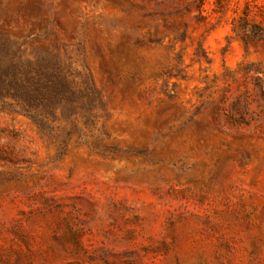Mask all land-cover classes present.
Returning <instances> with one entry per match:
<instances>
[{"label": "rangeland", "instance_id": "obj_1", "mask_svg": "<svg viewBox=\"0 0 264 264\" xmlns=\"http://www.w3.org/2000/svg\"><path fill=\"white\" fill-rule=\"evenodd\" d=\"M0 32L81 91L52 139L0 102V264H264V0H0Z\"/></svg>", "mask_w": 264, "mask_h": 264}, {"label": "trees", "instance_id": "obj_2", "mask_svg": "<svg viewBox=\"0 0 264 264\" xmlns=\"http://www.w3.org/2000/svg\"><path fill=\"white\" fill-rule=\"evenodd\" d=\"M15 45L14 40L0 32V102L4 104L13 100L17 110L10 109V112L28 116L43 136L56 138V135L47 132L46 123L55 116L57 109L77 103L74 95L77 91L81 92L80 85L70 78L73 74L61 60L53 56L43 61L23 60L21 55H17L19 50L15 49ZM85 83L83 91L94 97L87 108L90 110L93 101L101 99V94L91 75ZM2 87L7 89L3 91Z\"/></svg>", "mask_w": 264, "mask_h": 264}]
</instances>
